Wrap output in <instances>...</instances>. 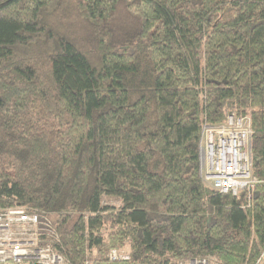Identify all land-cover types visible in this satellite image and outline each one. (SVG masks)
<instances>
[{
	"label": "trees",
	"instance_id": "16d2710c",
	"mask_svg": "<svg viewBox=\"0 0 264 264\" xmlns=\"http://www.w3.org/2000/svg\"><path fill=\"white\" fill-rule=\"evenodd\" d=\"M230 112L255 180L220 192L199 136ZM6 207L68 264H264V0H0Z\"/></svg>",
	"mask_w": 264,
	"mask_h": 264
},
{
	"label": "built area",
	"instance_id": "2783aa9c",
	"mask_svg": "<svg viewBox=\"0 0 264 264\" xmlns=\"http://www.w3.org/2000/svg\"><path fill=\"white\" fill-rule=\"evenodd\" d=\"M251 123L248 115L227 113L221 123H202L199 174L212 188L235 192L255 180L251 175ZM40 215L21 207L0 209V264H68L64 256L41 239ZM110 260L128 261L116 248ZM179 264H211L205 258Z\"/></svg>",
	"mask_w": 264,
	"mask_h": 264
},
{
	"label": "bare ground",
	"instance_id": "6f19581e",
	"mask_svg": "<svg viewBox=\"0 0 264 264\" xmlns=\"http://www.w3.org/2000/svg\"><path fill=\"white\" fill-rule=\"evenodd\" d=\"M6 208H13V207H6ZM112 248H110L107 252V254L111 251Z\"/></svg>",
	"mask_w": 264,
	"mask_h": 264
},
{
	"label": "rangeland",
	"instance_id": "374dc122",
	"mask_svg": "<svg viewBox=\"0 0 264 264\" xmlns=\"http://www.w3.org/2000/svg\"><path fill=\"white\" fill-rule=\"evenodd\" d=\"M125 253L129 254L128 252H125ZM211 264H213V263H211Z\"/></svg>",
	"mask_w": 264,
	"mask_h": 264
}]
</instances>
